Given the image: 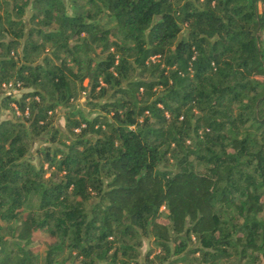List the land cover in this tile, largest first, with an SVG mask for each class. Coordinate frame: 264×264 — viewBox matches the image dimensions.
<instances>
[{
  "label": "trees",
  "instance_id": "trees-1",
  "mask_svg": "<svg viewBox=\"0 0 264 264\" xmlns=\"http://www.w3.org/2000/svg\"><path fill=\"white\" fill-rule=\"evenodd\" d=\"M0 96V264H264V0H0Z\"/></svg>",
  "mask_w": 264,
  "mask_h": 264
},
{
  "label": "rangeland",
  "instance_id": "rangeland-1",
  "mask_svg": "<svg viewBox=\"0 0 264 264\" xmlns=\"http://www.w3.org/2000/svg\"><path fill=\"white\" fill-rule=\"evenodd\" d=\"M22 90H17L16 94L15 95H20V92ZM3 93H5V89H3V92H1V96L3 95ZM6 94V93H5ZM0 96V97H1ZM82 107H85L86 111H88L90 109V107L87 104V98H86V93L83 92V94L76 100ZM17 111L16 110V107L14 108V110H12L11 108H7V109H3L2 113L0 114V120L4 117H12L14 116V112ZM56 121L61 125V126H64L65 124V116H64V109H59L56 113V117H55ZM44 144V141L43 139L38 136V137H34L33 138V143H32V147H31V153H33L34 157L37 156V152H36V149L39 145H42ZM37 159V157H36ZM162 220H166L165 216L163 215ZM37 237H38V241L39 242H35L36 247L35 249L37 250H43L45 249V246H46V241H50L51 240V237L48 235V234H45V233H41V232H37L36 233ZM153 243L150 242L149 239H145L144 240V243H143V246H142V255L140 257V262L142 264L145 263V253L147 252V250L150 248V247H153ZM167 264V263H166ZM179 264H182V263H179Z\"/></svg>",
  "mask_w": 264,
  "mask_h": 264
},
{
  "label": "built area",
  "instance_id": "built-area-1",
  "mask_svg": "<svg viewBox=\"0 0 264 264\" xmlns=\"http://www.w3.org/2000/svg\"><path fill=\"white\" fill-rule=\"evenodd\" d=\"M20 82L18 83H14L13 81H9V82H5L3 84V88L5 89V93L6 94H12L15 95L17 90H19L20 88ZM21 90V89H20ZM17 113H21V111L19 110L18 106L15 104ZM26 114H29V109H27L25 111Z\"/></svg>",
  "mask_w": 264,
  "mask_h": 264
}]
</instances>
